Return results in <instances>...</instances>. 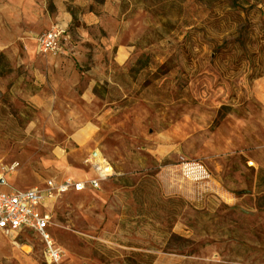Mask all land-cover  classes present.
Returning <instances> with one entry per match:
<instances>
[{
  "label": "rangeland",
  "instance_id": "rangeland-1",
  "mask_svg": "<svg viewBox=\"0 0 264 264\" xmlns=\"http://www.w3.org/2000/svg\"><path fill=\"white\" fill-rule=\"evenodd\" d=\"M0 51L10 184L113 174L52 207L57 264H264V0H21ZM63 33L62 52L35 38ZM1 44V43H0ZM17 182V183H16ZM0 264H47L0 232Z\"/></svg>",
  "mask_w": 264,
  "mask_h": 264
},
{
  "label": "built area",
  "instance_id": "built-area-1",
  "mask_svg": "<svg viewBox=\"0 0 264 264\" xmlns=\"http://www.w3.org/2000/svg\"><path fill=\"white\" fill-rule=\"evenodd\" d=\"M62 40V31L51 29L35 38L36 50L41 55L58 54L63 49ZM100 164L101 167L95 161L91 165L90 177L48 179L28 187L8 183L7 176L15 171V166L0 167V232L6 235L22 232L35 234L42 243L45 262H60L62 250L51 234L52 207L65 194L98 190L101 183L113 174L107 163L103 161Z\"/></svg>",
  "mask_w": 264,
  "mask_h": 264
},
{
  "label": "crops",
  "instance_id": "crops-1",
  "mask_svg": "<svg viewBox=\"0 0 264 264\" xmlns=\"http://www.w3.org/2000/svg\"><path fill=\"white\" fill-rule=\"evenodd\" d=\"M21 20V0H0V51L5 44L13 41V36L17 32ZM247 156L249 163L253 165L256 172L264 171V148H257L248 153Z\"/></svg>",
  "mask_w": 264,
  "mask_h": 264
},
{
  "label": "bare ground",
  "instance_id": "bare-ground-1",
  "mask_svg": "<svg viewBox=\"0 0 264 264\" xmlns=\"http://www.w3.org/2000/svg\"><path fill=\"white\" fill-rule=\"evenodd\" d=\"M93 156H94L95 161H97L99 163V166L101 167L100 163H103V160L100 159L99 154L97 152H93Z\"/></svg>",
  "mask_w": 264,
  "mask_h": 264
},
{
  "label": "trees",
  "instance_id": "trees-1",
  "mask_svg": "<svg viewBox=\"0 0 264 264\" xmlns=\"http://www.w3.org/2000/svg\"><path fill=\"white\" fill-rule=\"evenodd\" d=\"M263 184H264V182H263Z\"/></svg>",
  "mask_w": 264,
  "mask_h": 264
}]
</instances>
